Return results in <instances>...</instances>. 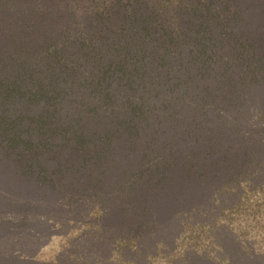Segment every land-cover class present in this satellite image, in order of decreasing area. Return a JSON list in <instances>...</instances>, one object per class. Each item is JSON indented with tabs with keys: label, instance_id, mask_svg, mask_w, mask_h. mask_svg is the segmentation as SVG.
<instances>
[{
	"label": "trees",
	"instance_id": "16d2710c",
	"mask_svg": "<svg viewBox=\"0 0 264 264\" xmlns=\"http://www.w3.org/2000/svg\"><path fill=\"white\" fill-rule=\"evenodd\" d=\"M249 1L257 9L264 0ZM242 4L0 0L1 159L46 160L52 163L51 179L72 178L68 190L76 195L84 188L80 177L86 170L105 155L116 159L127 180L93 194L101 207L98 215L94 206V221L105 216L141 227L146 217L137 213L151 210L147 224L149 219L160 223L166 216L158 210L168 205L169 189L153 176L172 167L177 152L165 166L157 158L171 150L156 145L167 136L165 124L177 125V96L188 98L208 114L192 120L184 132L182 156L195 165L193 171L188 161L192 172L177 188L190 191L195 206L192 218L185 219L192 222L194 249H189L213 264L245 258L264 264V169H254L259 159L254 133L247 140L243 136L264 122L259 121L264 115L249 121L255 110L261 112L260 100L264 103V21L258 15L261 22L242 27ZM259 86V93L250 90ZM224 108L236 123L223 121ZM149 129L154 134L146 135ZM243 147L249 161L240 168L237 152ZM131 150L139 155L133 166ZM234 165L226 186H213L221 182L217 174L231 172ZM154 232L140 236L146 253L152 251ZM124 246L116 241L107 249L117 264L129 251L127 241ZM130 252L133 261L143 256Z\"/></svg>",
	"mask_w": 264,
	"mask_h": 264
},
{
	"label": "rangeland",
	"instance_id": "374dc122",
	"mask_svg": "<svg viewBox=\"0 0 264 264\" xmlns=\"http://www.w3.org/2000/svg\"><path fill=\"white\" fill-rule=\"evenodd\" d=\"M242 1L241 12L244 19L241 21L242 27L251 26L250 20L255 24L258 21L261 22L257 18L258 15H263L264 21V1H261V4L258 1L257 9L251 7L249 0ZM259 6L263 8L260 9ZM255 89L254 91L250 87L253 93H259L262 87L259 86V89L255 87ZM251 97L254 101L258 95L254 94ZM178 99L179 96H177V113L173 116L177 125L168 122L164 126L166 132L163 130L162 134L167 135L171 140L168 143L166 136L159 145H156V148H164L168 145L171 150V155L162 159L157 158L161 163H165V166L171 164L173 152H177V161L172 162L173 166L153 176L154 179L162 178L161 186L169 189L168 205L158 210L159 214L166 216L164 221L154 223V220L149 219L147 224L151 210L137 213L141 219L146 217V222L141 227L132 226L129 220L112 221L105 216L101 221H94L96 214H93V210L98 208V215H100L101 207L96 205L94 201L96 197L93 194L113 189L112 184H122L128 176V173L122 172L120 161L108 158L106 155L99 160L100 164L96 163L92 169L90 167L81 175L80 181L84 188L79 195L70 193L68 190L70 185H74L72 178L66 177L61 181L51 179L52 163L46 160H41L40 164L35 159H18L16 162H11L1 159L0 156V264H117L118 261L107 251L110 246L115 245L116 241L121 246H124L127 241L129 246L127 255L122 257L123 264H213L206 257L197 258L196 254L189 249L190 247L194 249L193 239L189 235L192 223L189 219L192 218V210L195 206L191 200L190 191H177V188L186 181L184 176L187 171H191L188 161L191 162L192 159L182 156L186 145L185 136L191 127L189 123L192 120L195 122L199 116L207 118L208 114L202 108L196 109L193 102H189L190 99ZM258 106L261 112L255 110L253 118L249 119L250 123H256L264 115L263 100H260ZM222 111L225 114L224 122H228L229 125L236 123L234 118L228 117L227 109L224 108ZM209 112L212 114V110L209 109ZM178 121L181 123L180 126ZM259 121L263 122L264 117ZM263 123L254 124V129H251L249 134L243 133L245 140L251 133L255 135L254 144L259 147V159L254 164V169L258 173L262 168L264 169ZM241 132L239 137L242 136ZM152 134L154 132L151 129L146 133V135ZM160 134L159 129L156 135ZM260 135H262L261 141L257 140ZM227 143L225 146L228 147ZM131 145L130 142L128 147ZM245 148L237 152L241 155L238 161L240 168H244L249 161ZM131 153L129 166H133L139 157L137 152L133 153L131 150ZM236 165L229 170L231 172H219L217 176L221 182H215L213 186L223 184L222 188H224ZM191 167L194 171L193 161ZM132 176V172H129V177ZM188 217L189 219L185 220ZM152 229L155 230L149 241L152 251L146 253L142 249L144 239L140 236L146 232L149 233L150 230L152 232ZM104 230L108 232L105 233ZM141 244L142 247H140ZM130 251L143 255L139 257V262L133 261L134 256L131 257ZM205 254L208 255V252ZM216 257L219 258L218 255ZM245 259L235 264L256 263L254 260L245 261Z\"/></svg>",
	"mask_w": 264,
	"mask_h": 264
}]
</instances>
